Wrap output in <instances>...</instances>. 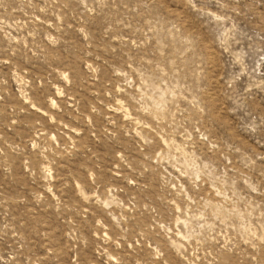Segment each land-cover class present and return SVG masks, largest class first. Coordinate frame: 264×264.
Masks as SVG:
<instances>
[{"label":"rangeland","instance_id":"1","mask_svg":"<svg viewBox=\"0 0 264 264\" xmlns=\"http://www.w3.org/2000/svg\"><path fill=\"white\" fill-rule=\"evenodd\" d=\"M0 264H264V0H0Z\"/></svg>","mask_w":264,"mask_h":264}]
</instances>
